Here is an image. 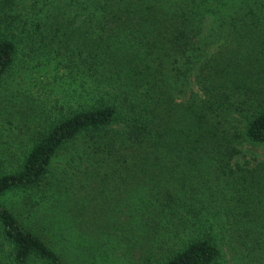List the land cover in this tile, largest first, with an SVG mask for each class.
I'll use <instances>...</instances> for the list:
<instances>
[{
    "label": "trees",
    "instance_id": "trees-1",
    "mask_svg": "<svg viewBox=\"0 0 264 264\" xmlns=\"http://www.w3.org/2000/svg\"><path fill=\"white\" fill-rule=\"evenodd\" d=\"M222 1L0 0V89L55 82L0 100V264H264V0Z\"/></svg>",
    "mask_w": 264,
    "mask_h": 264
},
{
    "label": "rangeland",
    "instance_id": "rangeland-1",
    "mask_svg": "<svg viewBox=\"0 0 264 264\" xmlns=\"http://www.w3.org/2000/svg\"><path fill=\"white\" fill-rule=\"evenodd\" d=\"M253 0H223L221 2L222 8H225L227 11H232V9H236L235 7L239 4H252ZM255 1V0H254ZM211 24H213L212 20L207 21L205 25V34L211 29ZM20 59V55L18 57ZM20 64L22 67V63H18V66H15L14 72L7 77L6 82L4 83L3 87L0 89V100L11 96H14V100H18L22 97V92L28 90L37 101L39 102L40 99H44L45 92H49V86L45 87V82H51L53 80V75H42V72L36 73L33 70L25 71L20 68ZM33 71V72H32ZM45 74V73H43ZM30 75V76H29ZM12 77L14 78L12 81ZM11 81V82H10ZM55 82H51L50 85H53ZM39 96V98H38ZM56 96V93H52V98ZM13 97V96H12ZM58 97V95L56 96ZM40 111V107H39ZM21 118H18L20 117ZM9 120H12V124L6 122L7 120H0V130L2 131L3 137L1 141H6L7 143L11 140L12 144L14 145V150L17 149L15 157H22V150H27V146L30 145L29 136L31 135L32 131L36 130L38 127L36 126V121L38 118H30L28 122L25 124L32 127V131H27L26 129H22V106L19 109L14 110V116L10 115L8 117ZM41 120V119H40ZM41 122H44L41 120ZM40 122V123H41ZM45 124V122H44ZM28 129V128H27ZM18 134L17 138L12 139V135ZM11 138V139H10ZM14 142V143H13ZM264 158V145L259 146H245L242 148L240 156L238 160L245 162L248 161L252 165L256 162L262 160ZM55 165V164H54ZM19 199L18 195L10 196L9 199H6L7 204L11 205L12 201H16ZM17 209H22L17 207L19 205H13ZM21 206V204H20ZM40 206L36 207L37 210ZM125 254L122 252L114 251L110 258L109 264H125ZM249 264V263H246Z\"/></svg>",
    "mask_w": 264,
    "mask_h": 264
}]
</instances>
